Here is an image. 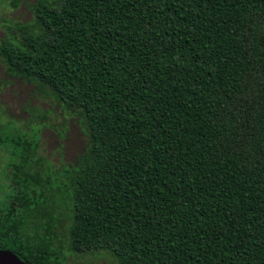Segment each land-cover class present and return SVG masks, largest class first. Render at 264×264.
Segmentation results:
<instances>
[{"label": "trees", "instance_id": "1", "mask_svg": "<svg viewBox=\"0 0 264 264\" xmlns=\"http://www.w3.org/2000/svg\"><path fill=\"white\" fill-rule=\"evenodd\" d=\"M31 11L6 22L0 60L79 117L88 141L63 178L43 177L30 132L0 124L13 180L0 251L65 263L64 207L75 255L264 264V0H38Z\"/></svg>", "mask_w": 264, "mask_h": 264}, {"label": "rangeland", "instance_id": "2", "mask_svg": "<svg viewBox=\"0 0 264 264\" xmlns=\"http://www.w3.org/2000/svg\"><path fill=\"white\" fill-rule=\"evenodd\" d=\"M37 1L22 0L16 9H12L9 0H0V41L7 34L5 20L15 24L33 21L34 15L30 7ZM0 124L10 125L18 131L30 132L33 137L30 140L37 142V154L31 160L32 166L35 171L43 173V177L49 175L50 171L55 173L54 178H63L65 168L78 164L88 141L79 117L65 109L53 96L40 93L33 84L9 78L2 61H0ZM1 130L3 133L2 128L0 133ZM4 157V153L0 151V209L13 192L12 177H5L4 165L7 158ZM58 202L63 205L64 197ZM68 214L64 207L58 208V215L62 220L56 228L60 238L57 244L63 248L66 255L65 263L61 260L60 264H118L115 257L105 251L83 255L71 253L64 229Z\"/></svg>", "mask_w": 264, "mask_h": 264}, {"label": "water", "instance_id": "3", "mask_svg": "<svg viewBox=\"0 0 264 264\" xmlns=\"http://www.w3.org/2000/svg\"><path fill=\"white\" fill-rule=\"evenodd\" d=\"M0 264H27L15 253L7 250L0 251Z\"/></svg>", "mask_w": 264, "mask_h": 264}, {"label": "flooded vegetation", "instance_id": "4", "mask_svg": "<svg viewBox=\"0 0 264 264\" xmlns=\"http://www.w3.org/2000/svg\"><path fill=\"white\" fill-rule=\"evenodd\" d=\"M30 10H31V7H30ZM8 20H5L4 22H5V24H6V22H7ZM29 23V22H28ZM27 24V23H26ZM7 35V34H6ZM6 38V37H5ZM4 38V39H5ZM3 40V39H2ZM1 40V41H2ZM0 41V42H1ZM0 61H2V60H0ZM3 62V61H2ZM4 63V62H3ZM4 66H5V68H6V74H7V76L9 77V78H12V79H17V80H21V79H18V78H15V77H11L9 74H8V72H7V66L5 65V63H4ZM21 81H23V80H21ZM24 82V81H23ZM25 83V82H24ZM26 84H28V83H26Z\"/></svg>", "mask_w": 264, "mask_h": 264}]
</instances>
